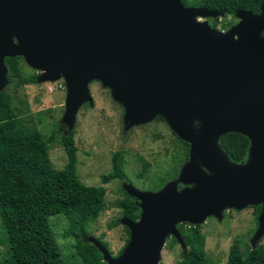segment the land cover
<instances>
[{"label": "water", "instance_id": "95a60500", "mask_svg": "<svg viewBox=\"0 0 264 264\" xmlns=\"http://www.w3.org/2000/svg\"><path fill=\"white\" fill-rule=\"evenodd\" d=\"M234 14L238 22L222 32L194 20L221 12L181 0H0V90L4 58L20 56L41 79L65 78L66 125L89 99L92 79L122 101L130 122L159 114L185 140L192 122L201 123L191 154L209 173L190 161L180 178L192 187L126 186L140 212L136 220L121 217L128 239L118 255L93 241L105 264H157L168 236L185 253L175 225H198L226 207L260 203L253 247L264 233V9ZM230 131L250 142L243 163L230 162L217 145Z\"/></svg>", "mask_w": 264, "mask_h": 264}, {"label": "rangeland", "instance_id": "374dc122", "mask_svg": "<svg viewBox=\"0 0 264 264\" xmlns=\"http://www.w3.org/2000/svg\"><path fill=\"white\" fill-rule=\"evenodd\" d=\"M185 1L192 3L195 0ZM206 17L196 15L194 20L203 22L200 19ZM215 17L219 19L215 20L214 29L222 32L229 30L239 20L235 14ZM259 36L264 37V28ZM20 67L25 74H36L35 82L18 85L14 79L9 81L5 66V81L1 90L5 89L10 95L11 105L27 125L39 129L45 138L50 137L48 157L55 168H62L66 162V155L59 138L62 135L72 134L73 144L76 147L77 178L85 185L102 186L104 189L105 207L86 225L88 232L85 239L95 247L94 242L105 248L100 241L105 242L111 256L117 254L127 237L123 228L125 225L120 221L122 214L117 201L122 198L135 199L139 205V199L127 191L126 186H132L140 192H156L171 182L176 190L192 187L194 182L183 181L180 178L181 169L190 161L203 172L209 173L200 158L191 154L192 140L202 133L198 119L192 122V137L186 140L179 137L166 119L159 114L145 121L130 122L125 118V106L122 101L116 99L111 89L103 85L100 80L92 79L87 83L89 99L78 105L71 123L66 125L65 78L60 75L55 80L41 79L42 71L29 67L23 59L20 61ZM60 125L64 127L60 129ZM180 141L188 145L186 156ZM116 151L122 156L125 177L102 183L100 175L111 170V157ZM248 152L249 148L247 157ZM143 161L147 166L139 174ZM259 204H248L241 208L226 207L221 209L220 217L209 214L198 224L199 231L204 235L203 249L206 264H225L228 247L233 241H238L243 249L246 246L254 248L259 243H264L263 233L254 247L251 244L259 213H256L253 206L260 207ZM48 223L64 264H78L79 260L73 255L72 248L75 237L64 233L68 224L66 217L62 214L50 215ZM177 225H175L176 229ZM182 226L184 230H188L186 224ZM1 229L0 226V258L5 256L8 249ZM172 238L168 236L164 240L158 264H176L180 252L183 253L179 243L174 238L171 240ZM186 249L187 246L185 251ZM101 260L103 261L102 255Z\"/></svg>", "mask_w": 264, "mask_h": 264}, {"label": "trees", "instance_id": "16d2710c", "mask_svg": "<svg viewBox=\"0 0 264 264\" xmlns=\"http://www.w3.org/2000/svg\"><path fill=\"white\" fill-rule=\"evenodd\" d=\"M195 1L205 9L228 16H233L237 9L252 13H258L260 6L264 9V0ZM3 61L9 81L14 79L18 85L35 82L36 74L21 71L20 56L5 57ZM49 141L50 137L45 138L39 129L25 123L11 105L10 95L5 89L0 90V226L8 248L0 264H64L48 223V217L55 214H62L68 221L64 233L75 237L72 248L78 264H104L99 250L85 239L86 225L105 207L104 189L85 185L77 178L76 147L71 133L59 138L66 155L62 168H55L48 157ZM180 143L186 156L188 145ZM249 144L248 138L238 132H225L217 138L219 149L235 164L246 160ZM111 161V170L100 175L102 183L125 177L120 152H114ZM146 166L143 161L139 174ZM117 205L122 216L137 219L140 209L135 199L122 198ZM253 207L258 213L259 206ZM123 228L126 243L128 229ZM177 229L187 249L185 253L180 252L176 264H206L204 235L199 225L178 223ZM100 242L108 250L107 244ZM225 264H264V243L243 249L238 241L231 242Z\"/></svg>", "mask_w": 264, "mask_h": 264}, {"label": "flooded vegetation", "instance_id": "af4514ba", "mask_svg": "<svg viewBox=\"0 0 264 264\" xmlns=\"http://www.w3.org/2000/svg\"><path fill=\"white\" fill-rule=\"evenodd\" d=\"M181 2L183 4V6H192V7H198L199 6V7H202L196 1L195 2H192V3H188L185 0H181ZM202 8H204V7H202ZM217 19H219V18H216V17L215 18H213V17H206L204 19H200V21H202V20L203 21H206L211 28H215V20H217Z\"/></svg>", "mask_w": 264, "mask_h": 264}, {"label": "clouds", "instance_id": "9594fccd", "mask_svg": "<svg viewBox=\"0 0 264 264\" xmlns=\"http://www.w3.org/2000/svg\"><path fill=\"white\" fill-rule=\"evenodd\" d=\"M246 157H247V156H246ZM135 220H136V219H135ZM166 238H167V237H166ZM166 238H165V239H166ZM115 256H116V255H115ZM157 264H158V263H157Z\"/></svg>", "mask_w": 264, "mask_h": 264}]
</instances>
